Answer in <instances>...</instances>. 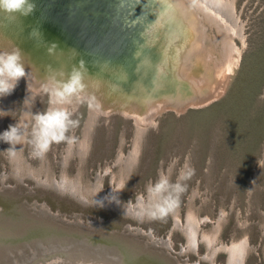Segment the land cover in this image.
I'll list each match as a JSON object with an SVG mask.
<instances>
[{
	"label": "rangeland",
	"instance_id": "374dc122",
	"mask_svg": "<svg viewBox=\"0 0 264 264\" xmlns=\"http://www.w3.org/2000/svg\"><path fill=\"white\" fill-rule=\"evenodd\" d=\"M226 3L230 4L229 10L232 11V16L236 17L241 35L239 39H233L232 36L235 35L229 36L239 50L240 61L239 64L236 62L239 67L237 65L229 90L219 101H217L218 97L216 102L201 107L190 106L183 111H177L179 116L174 115L169 111L170 109L160 112L163 115L161 114L162 116L157 120V124L159 123L157 128H147V140L142 149L140 166L134 169L131 178H128L121 197L118 195L123 203L131 200L135 205L137 199L135 200L134 197L144 194L148 183L155 182L160 172L168 173L175 182L181 170L186 167L194 169V174L183 182L186 190L179 197L180 215L177 213V206L173 213H170L178 231L185 236L191 235L194 227L191 223L198 222L194 227L195 238L199 237L202 241L198 239L196 249H193L192 235L189 236L191 240L186 236L190 240L187 244L178 232H175V237L171 239L155 235H165L170 222L168 215L151 219L149 230L141 229L137 225L125 226V222L134 224V221L102 208L81 206L76 202L75 196L53 192L51 191L53 189L48 188L49 186H43L44 183H37L36 178L25 174L26 168L20 169L21 176H18L15 171V159L4 151L9 145L0 142V177H4L3 180L0 178V206H3L1 211H4L3 213L15 223L16 232L20 227L28 230L26 226L34 225L36 230L29 232L37 236L35 239L28 237L29 241L16 245L8 244L5 239L6 245L0 246V264H49L58 260H72L77 255L76 252L69 254V250L80 252V249L86 248L92 250L90 253L97 251L107 258L116 255L128 262L143 264H229L228 253L218 251L216 255L212 254L213 250L207 246L205 235L215 241L212 244L218 243L219 246L226 244L231 247L232 242L246 241L243 264H264V0H227ZM101 9L102 7L93 0H82L73 3L67 11L75 21L79 22L84 16L87 18L85 19L87 23H90L93 16ZM77 16L82 17L76 19ZM203 22L207 32L205 43L212 57L205 62L206 48L193 50L191 56L196 60L199 59L203 64L201 73H206L207 69L214 72L216 64L219 63L217 59L221 58L220 40L215 38L218 36L215 25L207 21ZM23 92L20 80L11 95L0 97V111H2L0 133L10 124L20 123L23 120L21 112ZM28 98L27 91L24 102L27 113L30 110L27 106ZM48 102L47 92H39L35 95L31 113L26 120L27 133L31 130V114L47 110ZM80 104V109L72 111V118L78 122L77 126L68 133L74 139L72 144L66 141L53 143L43 157H37L33 154L29 142L30 135H26L23 145L21 142L15 148L17 155L21 154L22 161L26 165L44 171L48 177L52 175L53 179L56 178L58 181L64 173L71 179L77 178L79 174L84 175L81 177H85V186L90 188V192L83 197L91 202L94 195L91 193L92 189L96 185L98 191L101 190L100 182L103 185L102 192L109 194L114 188L119 191L122 180L126 179L129 170L138 160L137 154L135 160L131 159L133 158L131 156L134 150L135 152L139 150L141 145L139 137L144 129L139 130L136 127L138 140L136 149L131 150V155L134 131L130 121L115 115H98L93 119L94 122L92 118L90 122L87 103L84 101ZM84 113L87 117L84 124L86 132L99 118L90 159L87 158L85 165H79L75 152L77 148L80 151L79 145L83 148L85 146L86 151L89 144L88 133L84 136L86 137L84 141L82 140L83 144L79 143ZM180 113L184 114L180 115ZM103 117L108 120H104ZM120 140L123 141L121 157L118 156ZM117 156L120 164L115 161ZM123 163L127 164L125 165L127 168L123 165L125 167L123 169ZM80 166H85L84 170ZM44 172L41 173L43 181L46 179ZM24 177L31 178L39 186L32 184L33 181L30 179L24 181ZM15 178L22 181V184H15ZM191 195L194 196L191 198ZM132 218L137 221L145 220V218L141 220ZM134 232L148 234V238L143 239ZM164 242L170 244L167 248L172 249L171 252L164 248L166 246ZM191 251H195L194 255ZM81 255L84 256L83 258L87 256ZM94 259L99 260V255L87 258V260ZM115 259L109 260L115 262Z\"/></svg>",
	"mask_w": 264,
	"mask_h": 264
},
{
	"label": "bare ground",
	"instance_id": "6f19581e",
	"mask_svg": "<svg viewBox=\"0 0 264 264\" xmlns=\"http://www.w3.org/2000/svg\"><path fill=\"white\" fill-rule=\"evenodd\" d=\"M93 1L103 10L101 9L93 16L91 24L88 23L89 32H84L80 23L75 21L67 11L73 3L82 2V0H35L36 10L29 16L8 15L0 12L4 15V18L0 19V51L15 48L22 53L27 69L25 77L29 97L27 106L34 91H46L45 86L52 80H65L72 68L80 67L81 62L83 63L84 91L79 98L74 97L68 107H76L75 100L81 99L79 104L85 101L90 111V122L95 116H110L107 114L114 112L133 118L136 127L143 130L146 126L143 125L144 123L153 122L154 116L165 109L177 112L190 106L201 107L222 95L228 85V79L232 76L239 54V50L229 36L237 35L240 27L236 23V17H233L229 10L230 4L226 3L227 0L226 2L225 0H111L117 2V12L113 10L115 6L111 9L108 5L110 0ZM203 21L215 25L218 35L215 38L220 40L221 58H216L219 63L216 64L215 69L213 68L214 72L207 69L206 73H201L203 64L199 62V59L196 60L191 56L193 50L206 48L205 62L212 57L205 43L207 32ZM38 57L42 61L45 59L46 65H32L30 58L37 60ZM94 75L105 76L111 88L105 89L93 81L91 78ZM79 146L80 153L82 150L85 151L84 145V148L82 145ZM135 151L133 155L131 151L133 160L136 159ZM22 158L20 153L19 156L14 157L15 171L18 176H21L20 169L26 168L25 174L36 178L37 183L53 186L58 191H67L84 202L89 201L83 197L90 192V188L85 186V177H81L84 175L79 174L77 178L71 179L64 173L58 181L56 178L53 179L52 175L48 177L44 171L30 168L22 161ZM123 165L127 164L123 163L122 167ZM42 172L46 176L44 181ZM100 175L99 173V181ZM0 178L4 179V177ZM99 187L102 189L101 186ZM92 191L94 202L95 199L104 200V197L112 194V191L115 192V188L109 194L101 191L105 194L99 192L96 197L95 194L98 191L96 185ZM118 198L121 199L119 196ZM123 204L121 201V205L118 206L116 203L104 200V207L142 219L135 214L134 208L128 209L127 204L124 205L126 209L124 211ZM2 208L3 206H0V246L6 245L5 239L8 244L16 245L29 241L28 237L32 239L37 237L29 232L36 230L34 225L26 226L28 230L20 227L16 232L15 223L3 213L4 211H1ZM191 224L196 227L198 222L193 221ZM194 227H192L193 234L190 233L193 237V249L198 245V239H201L195 238ZM205 241L209 249L213 250L212 254L224 251L233 260L239 255V249L234 247L236 243L232 242L231 247L226 244L215 245L212 244L214 240L207 235H205ZM164 244L170 247L168 242ZM68 252L69 254L76 252L77 256L72 260H58L49 264H143L128 262L116 255L107 258L97 251L90 253L92 250L87 248L80 249V252L76 250ZM89 253L92 255L90 256ZM81 254L87 256L83 258ZM93 255H99V260H87ZM110 258H116L115 262L109 260Z\"/></svg>",
	"mask_w": 264,
	"mask_h": 264
},
{
	"label": "clouds",
	"instance_id": "9594fccd",
	"mask_svg": "<svg viewBox=\"0 0 264 264\" xmlns=\"http://www.w3.org/2000/svg\"><path fill=\"white\" fill-rule=\"evenodd\" d=\"M36 10L35 0H0V12L8 15L29 16ZM34 31H38L35 30ZM83 63L80 67L74 66L67 78L63 81L52 80L45 90L52 97L51 105L45 111L31 114V130L26 133L19 123L10 124L8 128L0 133V142L9 147L5 149L10 157L17 155L15 146L20 144L30 135L29 142L33 148V154L37 157L49 150L53 143L68 142L72 144L74 139L68 135L71 129L77 126V121L72 118L73 113L68 105L72 103L74 97L79 98L84 91L82 71ZM27 69L22 59L19 49L0 51V97L11 95L21 79H25ZM2 112V111H0ZM194 174V169L186 167L181 170L177 180L173 182L166 172H160L155 182H149L145 193L137 197L136 204L133 205L128 200L124 205L128 209H135V214L139 218L158 219L172 212L179 203L180 195L186 190L183 183ZM101 190L97 191L95 197ZM122 191V190H121ZM119 193V192H118ZM118 193L113 192L104 197L109 203L121 205ZM104 200H94L96 207H103ZM234 247L239 249V255L235 260L230 256L229 264H243L245 253L244 241L237 242Z\"/></svg>",
	"mask_w": 264,
	"mask_h": 264
},
{
	"label": "water",
	"instance_id": "95a60500",
	"mask_svg": "<svg viewBox=\"0 0 264 264\" xmlns=\"http://www.w3.org/2000/svg\"><path fill=\"white\" fill-rule=\"evenodd\" d=\"M108 5H110V7H111V9L113 8V6H115V8L113 9L115 12H117V2L116 1H111L110 0V2L108 3ZM61 8V7H60ZM231 14L233 15V13H232V11H231ZM4 15H2V14H0V19L1 18H4L3 17ZM80 17H82V16H80ZM79 16H77V18L76 19H78V18H80ZM83 19H81V20H79V23H80V25H81V27H82V29L84 30V32H89V25H88V23H87V21L85 20V19H87L86 17H82ZM91 24V23H90ZM233 37V39H239V37H241V35H240V32H239V34L238 35H235V36H232ZM234 41V40H233ZM89 46V45H88ZM87 48H90V47H87ZM30 61H31V64L32 65H44L45 64V59H44V61H42V59H40L39 57L37 58V60H34L33 58H30ZM238 61H239V54H238V58H237V63H238ZM239 63H240V61H239ZM238 63V64H239ZM238 64H236L235 66V68H234V72H233V75H232V80H230V79H228V85L226 86V89H224V91H223V93H222V95L218 98V100L217 99H215V100H213V101H215L216 102V100L217 101H219V99H221V98H223L224 97V95L226 94L225 92H227L228 90H229V88H230V86H231V83H232V81H233V78H234V75L236 74V68H237V65ZM46 65V64H45ZM34 67H37V66H34ZM238 67H239V65H238ZM42 68V67H41ZM238 71V70H237ZM93 81H95L96 83H99L102 87H104L105 89H110L111 88V86L109 85V83L107 82V80H106V78H105V76H103V75H94V76H92V78H91ZM21 82H22V86H23V90H24V92H23V96H22V102H21V105H22V107H21V112H22V114H23V116H22V118H23V120L19 123L21 126L24 124L25 126H27V118L29 117V113H31V109H32V105H33V99L35 98V95L36 94H39V92L38 91H34L33 92V94H32V96H31V99H30V102H29V106H28V108L30 109L29 111H28V113L26 112V110H25V108H24V102H25V100H26V94H27V91H28V85H27V83H26V81H25V79H21ZM92 82V81H91ZM92 84H93V86H94V83L92 82ZM230 85V86H229ZM42 92V91H41ZM43 92H47V91H43ZM47 96H48V107L50 106V102H51V100H52V98H51V96H50V94L47 92ZM3 98V97H2ZM51 99V100H50ZM4 100V99H3ZM81 99H78V100H75L76 102H77V106L76 107H72L70 110L71 111H73L74 109H80L81 108V104H79V101H80ZM213 101H211V102H209V103H213ZM208 103V104H209ZM91 105V104H90ZM47 107V108H48ZM192 108V107H191ZM169 111H171V112H173L174 113V115H176V116H179V114L177 113V112H175L174 110H169ZM164 112V111H163ZM162 115H163V113H161ZM160 113L159 114H157L156 116H154V118H153V120H155V122L153 123V122H151V123H147V124H143V125H146V126H144V131H143V134L141 135V137H139L141 140H140V143H141V145H140V143H139V150H138V152H137V161L134 163V166L132 167V169L131 170H129V173H128V175L126 176V179H124V180H122V184H121V186L119 187V191L117 190V188H116V190L115 191H117V192H119L118 193V195L121 197V193H122V191L121 190H123V187L125 186V184L127 183V180H128V178L130 179L131 178V176H132V174H133V170L134 169H137L139 166H140V160H141V154H142V149H143V146H144V144H145V142H146V140H147V133H148V131H147V128L148 127H150L151 129H154V128H157V126H158V124H157V120H158V118H160L162 115H161ZM184 113H180V115H183ZM107 115H110V116H113V115H115L116 117H120V118H122V119H125V120H128V121H130V123H131V126L133 127V131H134V134H133V141H132V144H131V149L130 150H134V149H136V141L138 140V138L136 137V132H137V130H136V124H135V121H134V119L133 118H131V117H129V116H126V117H123V116H121V115H119L118 113H114V112H109ZM84 116H85V118H84V120H83V127H82V130H81V136H80V142L83 140L84 141V139L86 138V137H84V135L86 136L87 135V133H88V135H87V137H89V144L87 145V150L86 151H83L82 150V153H80V151H79V149L77 148V150H76V152H75V157H76V159H77V163L79 164V165H85L86 163H87V158H89V156H90V152H91V150H92V147H93V140H94V132H95V128H96V125L98 124V118L96 119V122H95V125L89 130V131H87L86 132V130L84 131V124H85V122H86V120H87V117H86V113H84ZM104 118V117H103ZM104 120H108V119H106V118H104ZM24 121H25V123H24ZM24 130H25V132L27 133V127L26 128H24ZM0 132H1V129H0ZM3 132V131H2ZM25 139H26V137H25ZM25 139L22 141V143H21V145H23V143L25 142ZM123 140V139H122ZM122 140H120V142H119V144H121V146L119 147V154H118V156H121L120 154H121V152H123L122 151V144H123V141ZM79 142V143H80ZM129 152V151H128ZM128 152H127V154H128ZM126 154V155H127ZM125 155V156H126ZM118 156L115 158V161L116 162H118ZM90 159V158H89ZM76 163V162H75ZM81 168H83V170H84V168H85V166H80ZM80 170V169H79ZM256 178V177H255ZM26 179H30V180H32L31 178H29V177H24V181L26 180ZM123 179V178H122ZM15 180H16V183L15 184H17V183H20V184H22L20 181H18L16 178H15ZM104 180V179H103ZM113 179H111V181H112ZM33 181V183L32 184H34L35 186H39L38 184H36V182L34 181V180H32ZM100 185H101V187H103V185H102V183L100 182ZM35 186H31V187H35ZM44 186V185H43ZM47 187V186H46ZM45 187V189H47ZM48 188H50V189H53V190H51V191H53V192H58V193H63V194H70L69 192H62V191H58L56 188H54V187H48ZM111 188V187H110ZM196 188H195V194H196ZM194 192V191H193ZM70 195H72V194H70ZM194 196V195H193ZM192 195H191V198L193 197ZM138 197V196H137ZM137 197H134L135 198V200L137 199ZM75 198V197H74ZM77 198V197H76ZM191 198L189 199V201L191 200ZM76 200V202L78 203V204H80L81 206H89V207H91V208H98V209H105V210H107L108 212H113V213H115V214H119V215H121L122 217H126V218H128L129 220H131V221H134V224H131L130 222H125V226L127 225V224H130L131 226H139L141 229H145V230H149V229H151V227H150V225H149V223H150V221H151V219H148V218H145V220H142V221H137V220H135V219H133L132 217H129V216H126V215H123L122 213H118V211H116V210H114V209H110V208H106V207H96L95 206V204H94V202H84V201H82V200H79L78 198L77 199H75ZM188 207H189V203H188ZM177 208H178V211H177V213H178V215H180V211H179V208H180V206H179V203H178V205H177ZM187 210H188V208H187ZM187 213V212H186ZM168 216H169V219H170V222H169V227H167V229H166V232H165V235H157V234H155L157 237H160V238H162V237H164V238H167V237H169L170 239L172 238V237H175L174 236V233L175 232H178L179 234H180V236L182 237V239L185 241V243L187 244V242H188V238L183 234V233H181L180 231H178V229H177V227H176V225H175V221L173 220V216H172V214L171 213H169L168 214ZM180 219H181V216H180ZM186 219V215H185V217H184V220ZM185 223V222H184ZM124 226V227H125ZM126 228V227H125ZM134 234L135 235H137V236H140V237H142L143 239H146V238H148V234H146V235H144V234H136L135 232H134ZM176 239L178 240V238L176 237ZM151 244V243H150ZM164 247V246H163ZM164 248H166V249H168L167 248V246H165ZM196 249V248H195ZM194 249V250H195ZM168 250H170V252L172 251V249H168ZM195 252V251H194ZM194 252L193 251H191V254H193L194 255ZM176 254H178L179 255V253H176ZM217 254V253H216ZM216 254H214V255H216Z\"/></svg>",
	"mask_w": 264,
	"mask_h": 264
}]
</instances>
